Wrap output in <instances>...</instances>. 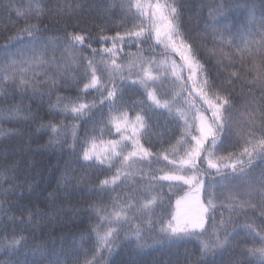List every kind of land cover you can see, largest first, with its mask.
I'll list each match as a JSON object with an SVG mask.
<instances>
[{
    "label": "snow or ice",
    "instance_id": "obj_1",
    "mask_svg": "<svg viewBox=\"0 0 264 264\" xmlns=\"http://www.w3.org/2000/svg\"><path fill=\"white\" fill-rule=\"evenodd\" d=\"M201 7L208 19L194 34L186 0H58L63 36L49 37L47 0H7V13L25 23L0 37V102L18 95L39 107L47 98L49 115L77 123H45L20 104L3 118L39 119L35 131L50 130L41 147L70 157L63 179L78 164L84 175L74 179L98 198L72 264H116L118 249L149 241H195L190 264H264V0L235 5L247 18L237 31L225 17L232 4ZM117 12L120 23L109 28ZM18 134L0 129V137ZM18 172L16 161L0 163V264H62L55 250L28 243L40 212L17 203ZM165 187L186 192L173 205Z\"/></svg>",
    "mask_w": 264,
    "mask_h": 264
},
{
    "label": "trees",
    "instance_id": "obj_2",
    "mask_svg": "<svg viewBox=\"0 0 264 264\" xmlns=\"http://www.w3.org/2000/svg\"><path fill=\"white\" fill-rule=\"evenodd\" d=\"M27 3V0H23ZM51 10L48 12L44 22L49 25V37L63 36V31L60 30L61 26L66 22L63 13L57 11L58 0H47ZM71 2V0H69ZM202 2L207 0H186L187 11L183 13V20L186 27L195 32L202 30L204 22L208 19V9L202 8ZM216 2H227L233 5L230 12L225 14V17L233 31L243 28L247 23V18L242 8H237V3L243 4L244 0H216ZM7 0H0V37L12 35L17 28L22 27L25 20L18 19L13 13L9 15L5 10ZM64 3V0H60ZM121 13L117 12L111 18L112 24L120 23ZM225 17H218L224 19ZM34 22V21H31ZM75 22V21H73ZM91 27V25H88ZM218 28H223L224 25H217ZM72 31L71 28L68 29ZM123 31V29H119ZM109 35L114 34L109 31ZM97 47V45H93ZM211 40L207 43V48H212ZM131 52H136L135 48L130 49ZM61 50H57L56 57L61 58ZM178 63L179 56H173ZM68 95V93H62ZM138 98V94L137 97ZM56 97L53 96L52 100L55 101ZM39 99L28 100L16 95L0 102V129H17L18 135L7 137H0V163L5 159L9 161H16L19 172L16 177V183L21 185L17 188V192L23 193V199L17 201L22 205H30L28 211L35 213L37 209L40 215L36 217L34 222V234L29 240V245H38L45 253L55 250L60 254L62 264H72V258L76 255V250L81 244V234L89 227L90 212L87 208L89 204L97 202L98 198L91 194V183H77L75 177L84 175L80 166L76 163L71 164L72 171L69 174V182H66L63 177L68 167L70 157L67 154L61 153L57 149H45L41 147L46 144L50 130H41L36 132V125L41 121L39 119L33 120H8L3 118V109L12 104H20L22 107L31 105L32 112L38 114L43 122L53 120V122L64 121L66 124L77 123L71 119H65L63 116L53 117L48 114V101L45 98L43 105H40ZM26 115V113H25ZM131 117L135 116L134 112H130ZM151 123L155 124V121ZM164 121L161 119L160 126L154 127L151 133L153 142L157 139V134L164 130ZM170 127V125H169ZM81 134L83 128L80 129ZM147 146V144H146ZM159 145H157L158 149ZM156 150V149H154ZM87 180H93L91 172L86 177ZM27 182V183H25ZM165 203L168 202V197H171V203L174 205L175 200L183 195L185 191L173 189L171 192L165 187ZM13 214L19 216V210L13 211ZM25 212V216H27ZM225 212V217H227ZM219 218V213H217ZM246 221L243 217H237L236 223L244 224ZM12 225L7 226V230L11 231ZM17 231L20 226H16ZM28 235V232L24 233ZM135 244L126 246L125 248L118 249L119 255H115L114 259L116 264H190L194 262L199 255V248L195 241L188 244L173 245V246H160L153 245L149 241V246L143 250H135ZM231 251V250H229ZM228 253L224 254L223 258H227ZM23 259V256L20 257ZM29 259L31 255L29 254ZM47 264V261H45ZM81 264L83 258L81 257Z\"/></svg>",
    "mask_w": 264,
    "mask_h": 264
},
{
    "label": "rangeland",
    "instance_id": "obj_3",
    "mask_svg": "<svg viewBox=\"0 0 264 264\" xmlns=\"http://www.w3.org/2000/svg\"><path fill=\"white\" fill-rule=\"evenodd\" d=\"M130 116V115H129ZM131 117V116H130ZM106 139L108 138V137H105ZM184 196V195H183Z\"/></svg>",
    "mask_w": 264,
    "mask_h": 264
}]
</instances>
